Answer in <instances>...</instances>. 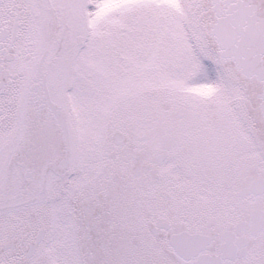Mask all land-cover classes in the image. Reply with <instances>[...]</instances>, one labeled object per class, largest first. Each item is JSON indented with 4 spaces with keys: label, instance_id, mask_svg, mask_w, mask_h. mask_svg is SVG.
<instances>
[{
    "label": "snow or ice",
    "instance_id": "obj_1",
    "mask_svg": "<svg viewBox=\"0 0 264 264\" xmlns=\"http://www.w3.org/2000/svg\"><path fill=\"white\" fill-rule=\"evenodd\" d=\"M0 264H264V0H0Z\"/></svg>",
    "mask_w": 264,
    "mask_h": 264
}]
</instances>
